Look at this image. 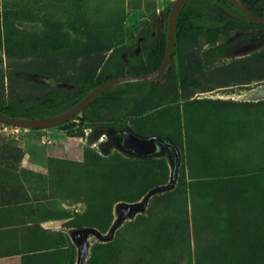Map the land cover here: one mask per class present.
<instances>
[{
  "label": "rangeland",
  "instance_id": "obj_1",
  "mask_svg": "<svg viewBox=\"0 0 264 264\" xmlns=\"http://www.w3.org/2000/svg\"><path fill=\"white\" fill-rule=\"evenodd\" d=\"M173 1L0 0V100L79 83L116 49L144 56ZM189 7L233 28L183 36L158 82L124 86L116 119L177 158L136 155L83 112L0 121V264H264V24L216 0Z\"/></svg>",
  "mask_w": 264,
  "mask_h": 264
},
{
  "label": "trees",
  "instance_id": "obj_2",
  "mask_svg": "<svg viewBox=\"0 0 264 264\" xmlns=\"http://www.w3.org/2000/svg\"><path fill=\"white\" fill-rule=\"evenodd\" d=\"M213 1L214 0L184 1L176 20L174 46L178 40L191 32L195 27L207 26L204 21H207L208 26L213 28L217 34L227 33L229 29L233 28L234 21L226 16L219 15L208 9L198 10L189 7L191 3H212ZM216 1L231 4L236 8L243 20L253 23L234 1ZM244 1L248 4L253 13L256 15H264V0ZM1 7L2 5L0 4V9ZM143 36L144 40L150 43V47L144 56L137 51H132L128 56L127 63H125L120 50L116 49L103 63L97 75H88L79 83L68 82L69 85L67 86H54L53 93L46 97L36 96L27 98L16 96L10 97L7 101L0 100V110L10 116L40 117L53 115L63 112L77 104L99 83L109 78L127 73H143L157 68L164 58L167 43V25L158 33L155 39H153L151 31ZM225 52H227V50L222 46L212 49V54L214 55H224ZM162 73L152 79L127 82L106 88L97 94L80 112L84 113L85 119L98 122L109 136L119 140V132L127 127L125 123L116 120L120 115L118 111L120 109L128 111L130 108L128 100L122 95L124 86L135 85L142 88L150 87L159 81ZM46 77L43 78L45 82ZM55 83L56 82H54V85ZM148 91L149 90H146L144 94ZM110 119L112 122L109 121Z\"/></svg>",
  "mask_w": 264,
  "mask_h": 264
},
{
  "label": "water",
  "instance_id": "obj_3",
  "mask_svg": "<svg viewBox=\"0 0 264 264\" xmlns=\"http://www.w3.org/2000/svg\"><path fill=\"white\" fill-rule=\"evenodd\" d=\"M186 0H174L170 7L168 20H167V43L164 53V58L161 64L147 72L143 73H127L124 75H118L112 78H109L101 83H99L94 89H92L85 97L80 100L77 104L73 105L69 109L56 113L53 115H45L40 117H24V116H10L5 114L0 110V121L10 125H15L24 128H46L54 126L61 122H64L77 113H79L97 94L105 90L106 88L113 87L115 85L139 81V80H148L157 77L160 75L169 64L173 53L174 39H175V27L176 20L181 10L182 4ZM234 1L245 13L249 20L253 23H264V15H256L250 9L248 4L244 0H232ZM47 82L50 81L48 77L45 78ZM55 85L67 86L68 82L65 81H56ZM121 147L127 150L132 151L136 155H150L157 151L160 145H165L170 148L175 157L177 158V149L175 145L164 138L163 136L152 134V135H141L133 132L130 129L124 128L119 132Z\"/></svg>",
  "mask_w": 264,
  "mask_h": 264
}]
</instances>
